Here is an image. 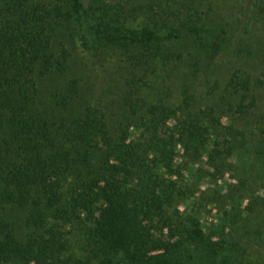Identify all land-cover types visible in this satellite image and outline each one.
<instances>
[{"label": "trees", "instance_id": "16d2710c", "mask_svg": "<svg viewBox=\"0 0 264 264\" xmlns=\"http://www.w3.org/2000/svg\"><path fill=\"white\" fill-rule=\"evenodd\" d=\"M133 1L0 0V264H264V0L228 29L211 0ZM88 29L123 58L119 114L73 76Z\"/></svg>", "mask_w": 264, "mask_h": 264}, {"label": "rangeland", "instance_id": "374dc122", "mask_svg": "<svg viewBox=\"0 0 264 264\" xmlns=\"http://www.w3.org/2000/svg\"><path fill=\"white\" fill-rule=\"evenodd\" d=\"M156 0H134L133 3H135L136 5L132 8H137V10L142 14V16L144 15V13L148 10L149 6ZM236 2L238 3L237 0H211L209 5H211V7L209 8V6H206V9L209 13L210 16L215 17V19L220 22L222 24V27L224 29H228L226 25V23H231L234 19H235V14L236 12L234 11V7L233 4H236ZM204 7H202L201 9H203ZM251 16V14H250ZM264 29V24L263 23H257L254 26H251V28L249 30H251V39H257V32H263ZM261 35V34H260ZM84 37L86 38V41H84ZM96 34L95 31L92 29H88L87 30V34H79L75 37V39H73L72 44L70 42H68L67 40V45L68 47L70 46L71 51H73V54H75L71 60H72V64L76 66V70L74 73H76V77H82L85 79V83L87 84V97L88 100H91L94 104H99V105H104V104H108L109 109H110V113L114 114V113H118L121 110L120 108V99H121V93L123 91V80H124V70H123V58L118 54L117 50L115 52H113V58L110 59V57H108L109 53H107V51H103L101 50L96 44ZM77 54V55H76ZM100 55H104V59L100 58ZM110 59L120 70H119V78L117 80V85L116 83H114L115 88L112 90V92H108L106 89V83L108 82V79H110V77L108 76L109 74L106 73L105 74V79H103V84L105 83L104 87L102 86V88H100V85H98V87L93 91L92 89V81H96V76H95V66H97L98 64H102L104 63L105 60ZM235 60V59H234ZM233 60V61H234ZM234 64V62H230L229 66H226L224 68H229L230 70L235 68L232 65ZM225 65V64H224ZM75 69V68H74ZM223 70V69H222ZM229 70V71H230ZM228 72L225 70L224 71V76L225 74H227ZM108 74V75H107ZM113 75L116 76L117 74L115 72H113ZM72 76V77H73ZM94 93V95H93ZM103 95H105V97L103 98ZM107 95H109L110 97H107ZM117 118V116L115 117ZM223 123H226V119H222ZM182 148L181 146L176 145V151L177 154H179V156L182 155ZM232 160H230L229 162H231ZM203 162L206 165V167L208 169H211L212 171L214 170L211 166H209V162L208 159L206 157L203 158ZM199 163L195 162L194 166H198ZM234 172H226L224 174H221L219 176V179L217 180V182H213L212 180H207V181H211L208 182L210 183L211 186H214L216 189L218 190H223L225 191V187H228L235 182V177L233 176ZM236 175V174H235ZM207 183V184H208ZM206 184V185H207ZM199 187L200 189H204L206 186L204 185V182H199ZM226 189V190H227ZM263 196V194H261ZM264 197V196H263ZM213 199V198H212ZM214 201H219V200H214ZM217 202H211L210 204H208L207 210L202 209V214L201 217L203 219V223L206 227V230H208L212 224L214 223H219L222 221V216L220 214V211H224V209L226 210L229 206H228V201H224L222 203V201L220 200L218 203ZM239 203H242L243 205H246V201L245 200H240ZM223 204V205H221ZM221 208V209H220ZM204 210V211H203ZM209 232V231H208ZM214 239H217L216 235H213ZM159 248H153L150 251L151 252H157L159 251Z\"/></svg>", "mask_w": 264, "mask_h": 264}]
</instances>
